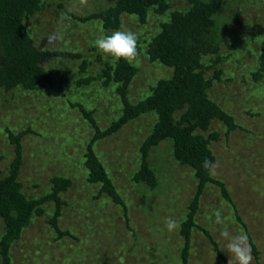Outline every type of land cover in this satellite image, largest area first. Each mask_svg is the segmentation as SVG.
I'll use <instances>...</instances> for the list:
<instances>
[{"label": "rangeland", "instance_id": "obj_1", "mask_svg": "<svg viewBox=\"0 0 264 264\" xmlns=\"http://www.w3.org/2000/svg\"><path fill=\"white\" fill-rule=\"evenodd\" d=\"M166 2V12L151 7L144 22L136 15L123 14L120 29L136 33L145 49L174 11L187 12L193 5L191 0ZM113 4L111 0H87L86 4L80 0H40L41 9L24 17L35 48L80 57L43 62L41 66L52 81L36 90H0V176L7 173L15 158L10 135L29 129L21 138L18 180L23 193L29 198L40 197L51 192L54 177L71 180L59 193L65 204L57 222L58 228L69 234L57 237L49 221L55 202L46 201L43 213L33 214L20 238L11 244L12 264H182L185 242L180 228L196 192L194 170L177 162L173 142L166 139L148 153L149 167L158 181L156 188L133 179L140 167V148L157 121L154 114L140 116L93 147L126 209L105 193L95 197L100 183L87 181L85 153L94 130L71 105L78 103L93 111L99 127L106 129L120 115L123 103L115 84L93 81L78 86L86 77L102 75L106 64H114L113 57L93 46L97 37L113 30H105L100 19L82 22L75 17H86ZM213 18L219 49L205 55L202 63L206 79L216 72L218 77L206 94L233 117L238 128L228 132L223 122L213 119L206 131L196 133L204 138L217 135V140L208 143L218 163L209 175L225 185L231 203L222 198L218 186L206 185L194 220L197 227L191 230L188 264H235L226 251L225 230L233 236L245 233L247 244L251 240L257 252L255 257L251 251V264H264V74L258 82L250 76L259 67L257 58L264 45V0H224L221 12ZM57 31L63 33L62 40L55 38ZM234 41L242 47L237 48L231 43ZM131 63L139 69L128 91L131 104L145 99L159 80L173 73V68L152 63L143 53ZM184 111L175 112L176 121ZM217 210L223 224L215 222ZM166 217L179 221L180 227L169 232ZM4 230L0 217V238Z\"/></svg>", "mask_w": 264, "mask_h": 264}, {"label": "trees", "instance_id": "obj_2", "mask_svg": "<svg viewBox=\"0 0 264 264\" xmlns=\"http://www.w3.org/2000/svg\"><path fill=\"white\" fill-rule=\"evenodd\" d=\"M111 1L114 4L105 10L86 17L75 18L82 22L100 19L105 30H117L121 27L123 14L136 15L144 22L149 8L158 6V10L162 13L169 8L166 0ZM191 1L193 5L189 11H174L171 14V19L163 24L162 31L145 49L138 41L139 54L143 53L148 56L152 63L159 62L173 68L170 78L159 80L151 89L150 94L136 104L128 102L130 84L139 71L131 62L120 59L114 64H106L99 77H86L80 80L78 86L89 85L93 81H102L105 86L116 85L123 109L118 118L106 129L99 127L94 119L93 111H88L78 103L71 105L79 109L83 118L90 123L94 130L85 153V166L88 169L87 181L100 183L95 197H99L100 193H105L115 203L126 209L124 199L98 160L93 147L98 140L113 135L123 126L147 113L154 114L157 121L140 148V167L134 173L133 179L136 182L146 183L152 189L156 188L158 181L155 172L149 167L148 153L153 146L166 139L173 142V153L177 162L194 170L196 192L189 204L187 217L180 228V234L184 237L185 242L181 252L182 264H188L191 230L197 227L194 220L200 197L206 185L218 186L222 198L231 203L225 185L211 178L209 171L202 167L205 157L214 162V154L209 149L208 143L213 139L217 140L218 137L212 133L204 138L201 134L196 133V130L206 131L213 119L223 122L228 132L238 128L233 117L208 98L206 90L212 86V80L218 77V72L206 79L202 63V58L205 55L216 53L219 49L218 29L215 28L217 25L213 17L221 12L224 0ZM40 9V0H0V90L11 91L18 87L36 90L44 82L51 83L52 81L41 66L43 62L55 57L72 59L80 57V54L42 51L33 46V41L23 20L26 15H31ZM231 43L237 48L241 46L235 41ZM257 59L259 60L258 69L250 72V76L255 82H258L264 74V45L262 53ZM182 109L185 111L176 121L174 114ZM29 132L28 129L15 136L10 135V141L15 146V158L7 173L0 176V217L4 221L5 228L0 238L1 264H12L11 244L20 238L23 228L31 222L33 214L43 213L42 204L46 201L55 202L56 209L49 221L55 227L57 237L69 234L67 230H61L57 226L62 205L65 204L59 193L70 186L69 178L54 177L51 192L40 197L29 198L21 190L22 184L18 180L22 164L21 138ZM237 221L246 230V225L240 221L239 217H237ZM203 231L206 236H209L204 229ZM249 245L253 255L257 257L255 245L251 240H249ZM214 246L216 247V245Z\"/></svg>", "mask_w": 264, "mask_h": 264}, {"label": "clouds", "instance_id": "obj_3", "mask_svg": "<svg viewBox=\"0 0 264 264\" xmlns=\"http://www.w3.org/2000/svg\"><path fill=\"white\" fill-rule=\"evenodd\" d=\"M81 4H86L87 0H80ZM55 38L58 40L63 39V33L57 31ZM93 46L102 54L113 57V62L123 59L127 62H132L139 55L138 53V36L131 30H113L110 34L100 35L94 40ZM202 167L212 174L218 163L210 161L208 158H204L202 161ZM215 222L217 224H223L221 212L215 211ZM165 228L169 231H175L180 227V222L172 217H166L164 220ZM222 235L227 240L226 251L231 253L235 264H251L252 255L251 248L247 244V235L245 233H239L237 235H231L226 230Z\"/></svg>", "mask_w": 264, "mask_h": 264}]
</instances>
